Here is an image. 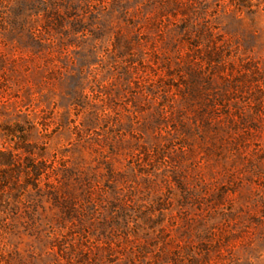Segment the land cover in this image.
Masks as SVG:
<instances>
[{
    "label": "rangeland",
    "instance_id": "374dc122",
    "mask_svg": "<svg viewBox=\"0 0 264 264\" xmlns=\"http://www.w3.org/2000/svg\"><path fill=\"white\" fill-rule=\"evenodd\" d=\"M0 264H264V0H0Z\"/></svg>",
    "mask_w": 264,
    "mask_h": 264
}]
</instances>
